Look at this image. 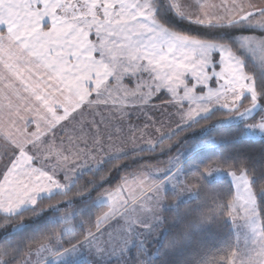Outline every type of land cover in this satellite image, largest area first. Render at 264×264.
<instances>
[{
  "label": "snow or ice",
  "instance_id": "1",
  "mask_svg": "<svg viewBox=\"0 0 264 264\" xmlns=\"http://www.w3.org/2000/svg\"><path fill=\"white\" fill-rule=\"evenodd\" d=\"M162 2L178 18L209 31L197 35L172 27L158 15ZM241 22L264 29V0H0V226L21 223L26 216L15 214L24 205L42 211L87 191L91 185L81 183L60 198L39 199L41 193L66 189L78 169L143 146L170 148L184 133L163 142L161 137L212 109L222 110V120L243 121L238 135L264 133V79L258 76L264 71V38H245L260 63L254 72L216 34ZM148 154L132 151L127 158ZM173 159L179 167L178 157ZM123 162L115 160L99 179ZM160 171L145 164L99 193L107 206L85 232L57 249L75 211L65 209L64 222L28 243L16 264H26L34 247L35 254L47 250L61 256L88 242L104 251L111 221L136 224L156 213L165 199L162 182L153 178ZM216 171L232 177L234 194L226 201L213 197L214 207L203 217L223 212L245 221L253 233L250 251L220 259L264 264L258 212L264 178L254 181L256 173L246 162L212 160L178 191L201 188L203 177ZM13 254L0 247L5 264Z\"/></svg>",
  "mask_w": 264,
  "mask_h": 264
},
{
  "label": "trees",
  "instance_id": "2",
  "mask_svg": "<svg viewBox=\"0 0 264 264\" xmlns=\"http://www.w3.org/2000/svg\"><path fill=\"white\" fill-rule=\"evenodd\" d=\"M162 8L166 9V13L161 15ZM171 10L168 4L162 2L161 7L158 8V15L172 27L197 35L206 34L209 31V29L189 23L183 18H178ZM216 34L219 39L233 45V39L242 35L264 38V29L247 22H241L238 25L223 26L217 30ZM238 55L245 60L247 70L255 72L260 69L245 55L240 52ZM258 76L260 79H264L262 71L258 73ZM221 113L222 110H217L210 116L202 118L164 139L163 141L184 133L180 140L173 143L168 149L162 151L156 148L145 149L138 152L149 154L137 156L135 159L127 158L131 156L130 153L117 159L108 160L101 166L80 174L66 192L41 200L60 198L72 192L81 183L90 184L91 187L87 191H83L81 195L42 211H37V207L33 206L15 214L16 216H26V218L21 223H16L13 220L0 226V247L7 246L14 253L8 261L9 264H16L28 243L40 239L51 229L61 225L63 222L58 220V216L62 215L65 209L71 207L77 212L72 222L76 225L75 233L78 236L87 230L95 216L106 207L97 205V201L102 197L99 193L114 188L121 181L123 175L136 172L145 164L159 166L163 169L166 168L164 165L170 166L171 158L195 142L213 141L212 145L198 149L197 153L183 164L184 167L194 163L203 168L210 161L217 159L233 165L244 161L256 173L253 177L254 181L264 178L263 136L248 138L245 134L238 135L244 129L243 121L239 119L219 120ZM115 160L124 162L119 167L112 169L111 174L106 178L99 179ZM167 175L169 174H164L162 178L156 180L160 181ZM90 177L91 179H89ZM191 194L193 193L188 196ZM233 194L234 187L226 178L209 180L203 177L202 186L197 189L196 197L187 201L179 200L181 193H170L168 190L165 194L164 204L173 203L176 200L175 206L162 212V220L151 230L152 233H148L149 236L142 238V234L140 238H132L133 245H130L127 251L108 260L105 264H224L220 258L228 256L231 252H236L235 234L229 217L223 212L215 213L210 217H203L202 214L207 209L214 207L213 197L226 201ZM258 209L261 222L264 223V193L258 197ZM82 264L89 263L84 261Z\"/></svg>",
  "mask_w": 264,
  "mask_h": 264
},
{
  "label": "rangeland",
  "instance_id": "3",
  "mask_svg": "<svg viewBox=\"0 0 264 264\" xmlns=\"http://www.w3.org/2000/svg\"><path fill=\"white\" fill-rule=\"evenodd\" d=\"M167 7V6H166ZM170 9L171 6L169 5ZM163 9V8H162ZM165 8L161 11V15L165 14ZM164 11V12H163ZM174 14L175 12L173 9L171 10ZM159 14V13H158ZM176 15V14H175ZM250 37L254 40H259L261 37L254 36V35H242L238 36L233 39V47L238 50L239 52L243 55H245L252 63L257 64L258 67L260 68V63L252 56L250 48L247 46L245 42V38ZM261 54L258 52L256 54L257 57H259ZM245 62V60H244ZM264 73V71H262ZM161 103L160 100H153V104L159 105ZM217 110H221L219 108L212 109L207 113H202L198 117H196L194 120L187 122L186 124L182 125L181 127L175 129L172 133L170 134H165V136L161 137V142H163L164 139L172 136L175 134L177 131L186 128L190 126L191 124L197 122L198 120L202 118H206L210 116L212 113H214ZM219 120H221L219 118ZM218 120V121H219ZM172 127H175V124H172ZM245 136L248 138H260L263 136L264 138V133H261L259 131L255 133H250L247 130L244 132ZM213 141H200V142H195L192 145H190L188 148L185 150L181 151L177 156L179 160V164L186 159V157L194 150L196 149H202L205 146H210L212 145ZM146 149H155L151 147H147ZM170 166H167L166 168H162V171L164 174H170L174 170H178L177 174L170 179L167 183L162 185V192L163 195L167 193L169 190L170 193H181L179 196L180 201H187L191 198H195L197 194V190L195 191H185V192H179L178 191V186L182 182H187L191 178L195 177L196 175L199 174L200 168L197 164L190 163L187 166H183L181 168H177L176 166V160L173 158L170 159ZM130 178V177H129ZM205 178L209 180H217V179H222L226 178L228 179L232 185V177L226 172V171H216L213 172L210 176H205ZM194 183V181H193ZM234 187V186H233ZM235 190V189H234ZM190 193L191 196H188ZM176 203V200L173 201V203L169 204H164L162 205V210H160V206L157 209L156 213L153 216H145L141 217L139 223L136 224H125L120 218H117L106 227L105 231H111V236H110V243L106 246L105 250L102 252H97L96 249L88 242H84L80 244L77 249L68 254V255H61V256H54L51 255L47 250H42L40 252H37L35 254V249H33V255L31 258H29L26 261V264H82V262L87 261L89 264H105L108 260H111L115 257H118L125 251H127L130 248V245H133L131 239L132 238H140V235H142V238H146L148 233L150 234L151 230L156 227L157 224H159L160 220H162L161 214L164 210L168 208H173ZM24 206H22L16 213L22 211ZM259 212V209H258ZM76 211H73L72 215L68 218L70 220V225H66L64 228V231H62L61 234V241L56 243V248L59 249L63 243H67L69 240H73L77 237V234L75 233L76 231V225L72 222L74 217L76 216ZM161 217V218H160ZM259 219L261 221L260 213H259ZM58 220L61 222H64L65 217L62 215L58 216ZM229 220L232 224V228L235 234V241H236V252L238 253H246L247 251H250L253 247V233L249 225L242 220H236L233 221L230 217ZM152 233V232H151ZM145 235V236H144ZM61 242H63L61 244ZM254 255V253H253ZM0 264H5L4 261H0ZM6 264H9L7 261ZM237 264H239V261H237Z\"/></svg>",
  "mask_w": 264,
  "mask_h": 264
},
{
  "label": "crops",
  "instance_id": "4",
  "mask_svg": "<svg viewBox=\"0 0 264 264\" xmlns=\"http://www.w3.org/2000/svg\"><path fill=\"white\" fill-rule=\"evenodd\" d=\"M206 2L209 3V4H211V3H218L219 0H206ZM33 130H34V129H33ZM147 147H148V146H143L142 148L137 149V150H130L129 152H125V153L109 155L108 157L105 158V160H104L102 163H100V164H98V165H96V166H86V167H84V168L78 169V170L76 171V173H75V175H74V177H73V179H72L70 185H69L66 189H63V190H61V189H56V190H53V191L50 192V193H41L40 196H39V199L41 200V199H43V198H47V197H50V196L55 195V194H58V193L66 192V191H67V190L73 185V183L75 182L76 178H77L80 174L85 173V172H87V171H89V170H91V169H94V168H96V167H99V166H101L104 162H106V161H108V160H112V159L120 158V157H122V156H125V155H127V154L132 153V151H137V152H138V151H141V150H145ZM197 150H198V149L192 151V152L190 153V155H188V156L186 157V159H184V161H182V162L179 164V167H177V168H181L182 165H183V164H184V163H185L190 157H192L195 153H197ZM178 170H179V169H178ZM178 170H174V171H172V173H170L169 175H167L164 179H161L160 181L162 182V185H164L165 183H167L168 181H170V179L172 178V176H174V175L178 172ZM162 176H164V173H163V172H158V173H155V174H154L153 178L156 180L157 178H162ZM129 179H131V178H129ZM165 196H166V195H164V197H165ZM165 199H166V197H165ZM163 203H164V199L160 202V208H161L160 210H162V205H163ZM97 205L107 206V202L105 201L104 197H100V198H99V200L97 201ZM31 207H33V206H32V205H24V208H25V209H28V208H31ZM25 209H23V210H25ZM23 210H22V211H23ZM20 212H21V211H20ZM18 213H19V212H18ZM16 214H17V213H16ZM2 215H3V214H2Z\"/></svg>",
  "mask_w": 264,
  "mask_h": 264
}]
</instances>
